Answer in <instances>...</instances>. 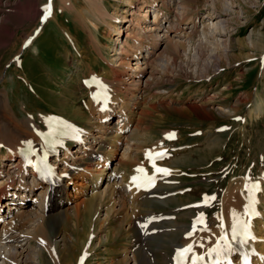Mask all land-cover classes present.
Masks as SVG:
<instances>
[{
	"label": "rangeland",
	"instance_id": "1",
	"mask_svg": "<svg viewBox=\"0 0 264 264\" xmlns=\"http://www.w3.org/2000/svg\"><path fill=\"white\" fill-rule=\"evenodd\" d=\"M100 1L0 0V210L16 198L7 197L19 182L11 167L26 146L57 142L51 162L63 172L79 131L89 133L90 151L119 145L104 167L119 177L116 202L80 209L91 199L84 187L94 160L85 155L61 209L51 208L44 185L24 192V215L0 214V236L28 240L18 264H141L140 249L154 264H171L199 220L219 224L231 183L264 177V0ZM95 89L108 96L112 120L103 121ZM257 102L263 111L251 116ZM120 113L130 128L115 141L106 125ZM160 166L170 173L157 175ZM31 181L30 171L21 182ZM1 247L0 264H15Z\"/></svg>",
	"mask_w": 264,
	"mask_h": 264
},
{
	"label": "bare ground",
	"instance_id": "2",
	"mask_svg": "<svg viewBox=\"0 0 264 264\" xmlns=\"http://www.w3.org/2000/svg\"><path fill=\"white\" fill-rule=\"evenodd\" d=\"M100 2H102V0ZM156 5H157V3L155 1V2H153V4L151 6L154 7ZM147 13H148V11H147ZM149 15L147 14V16H149ZM144 28L145 27H143V29ZM160 28H163L162 25H160ZM116 30H117V33L119 34L122 31V28L116 27ZM158 35L159 34H157L156 36H153V38L158 39ZM140 50L141 49L138 48V51H136V54L133 57L134 59H140V55L142 54V50L141 51ZM145 52H146V49H145ZM147 52H150V51L147 50ZM141 59H147V57L143 55V56H141ZM132 65L133 64L131 62V66ZM140 66H142V65H140ZM140 66H138L139 69H140ZM262 111H263V103L257 102L256 106H254L249 111V114L251 116L252 115L258 116V115H260V113H262ZM122 115H120V116H122ZM103 117H107V118L112 117V109L107 107V111H105L103 113ZM62 120L66 123L65 119H62ZM130 121H131V118L128 117L127 114L126 115L124 114L118 123L113 124L114 126L106 125V128L108 130H110L112 133L116 132V134H114L113 137L116 139L115 141H118V140H120V138L125 137V135H122L121 131H123L124 129H126V127H128L130 125ZM67 123H68V121H67ZM118 125L120 127H118ZM116 126H117V128H116ZM59 127H61V128L57 129L56 132H59V131L61 132L62 130L64 131L66 125L63 124V126H59ZM128 128H130V127H128ZM132 133H133V131H132ZM132 133H131V135H132ZM88 136H89V133L85 137L77 136L78 137V143L80 144V146L76 150L72 151V150H70V148L66 149L64 159L71 157L74 161L69 164V166H70L69 169H67V170L64 169L65 171L60 173V177H59L58 181L55 183H51V184H46L37 178L36 169H39V168L41 169L40 164H38L33 169L31 167V170H30L32 173V181L31 182H28V183L21 182V180L24 179V175L30 171L26 169L25 162L20 157L22 150L17 151L18 153H15L14 156L19 157L20 161H18V162H20V163L15 165L14 167H11V170L14 168L18 169L19 172L17 173V176L19 177V182L15 186H13V191H11V193H7V197H9L10 195L11 196L13 195V196H16V198L6 200L7 204L5 203L4 207L5 208L9 207V209H8V211H4V210L1 211L0 210L1 219L3 220L4 219L3 217L11 216L13 209L16 210L17 215L18 214L22 215L23 210L20 209V206H21V200L24 196L23 195L24 192L26 193L29 190L31 192H35L39 188H42L44 185L46 188V190L44 189V191H46L47 192L46 194L48 195V203H54V205H51V208L54 210L61 209L66 203H68V199H66V196H65L66 192H68L72 182L74 181V176L77 177L80 175L77 173V172H79V170L75 171V169L79 168L78 165H82L81 163L85 160V157H84L85 155L86 156L88 155L89 157H91L94 160V162H93L94 166H92V168L90 169L91 174L89 173L90 176L87 178V183L84 187L86 189L85 192H87L86 193L87 196L91 197V199L86 200L80 209L84 208L85 210H88V209L90 210V208H92L94 206V202L96 199H100L102 201L108 197L109 199L113 200V203L116 202V199H114L115 196L113 195V193L116 192L119 194V192H120L119 191L120 189H118L119 192L116 191V189H115L119 186V185H117L119 182V180H118L119 177H118V175H116L114 173H112L110 175H104V172H106L104 167H105V163L110 161L112 159V157L115 155V152L117 151L116 149L118 148L119 145H115V147L110 148L109 151H104V150H103V152H101L99 150L98 151H92V150L90 151L89 149L92 148V145L88 144V143H90ZM90 136L92 137L93 135L90 134ZM101 137L102 136L95 135L92 138H94V140H96L95 143L97 144L98 142L102 141ZM100 138H101V140H100ZM39 142H41V141H39ZM34 143H36V142H34ZM42 143H44V141H42ZM51 143H53V142H51ZM38 144H36V145H38ZM40 145H43V144H40ZM41 148H43V146ZM54 149H57L56 144H54L53 149H48L45 151V153L51 155L52 153H54ZM74 154H77V155L73 156ZM12 158H14V157H12ZM12 158L10 160H15ZM2 159L0 161V172H2V170H1L2 169L1 166L3 165ZM7 166H10V165H7ZM72 169H73V171H68V170H72ZM79 169H81V168H79ZM87 170H89V169H87ZM157 175L160 176L161 174L158 173ZM253 185H255L256 187H253ZM263 190H264V177H262L261 181H258V182H255V181L249 179V177H248L247 179L244 178L241 182H238L236 184L231 183L228 190L225 192V195L223 196L222 201H221V208H220L219 217H218L219 221H220L219 224L218 225L211 224L213 222H210L209 220H199L197 225L195 227H193L191 231L189 230V231L185 232L186 233L185 237H183L181 243L177 246L176 250H174V252L177 253L178 251L191 246V250L187 251V253H186L183 264H228L225 260V258L227 256H231L233 258L234 264H240L238 261H235L239 257V253L241 250L236 246V244L234 242L233 230H232L234 224L237 226V228H239V226L245 227V225H247V227H245V228H247L251 231L252 238L243 242V245H244L243 250H244V252H247L248 257H252V260H253L252 264H264V203H263L264 202V194L261 193ZM143 191L144 190H142L140 192H143ZM43 194H45V193H43ZM134 194H132V195H134ZM47 195H45V196L47 197ZM44 197H43V199H44ZM133 202H134V200H133ZM10 203H12V205H16V208L9 206ZM0 208H1V206H0ZM133 210H135V207ZM252 212H253V217L251 218ZM168 221L170 223L178 225V222H175L174 220H168ZM136 225H138V224H136ZM41 228L42 227H40V230H41ZM45 232H46V230L42 229V231H39V234L44 233V235H45ZM168 232H169V230H168ZM12 233L13 234H10L8 236L7 235L0 236V242H2L3 244H6V248L13 255L15 254V258H13V261L15 262V264H18L17 256L20 254L24 255V253L26 252L28 240L26 239V237L23 236L24 235L23 233H21L23 235H19L20 234L19 232H13L12 231ZM36 233H38V232H36ZM43 236H42V238H43ZM39 238L41 239V237H39ZM135 246H137V245H135ZM2 248L3 247H1L0 250H2ZM213 249H215V251H213ZM130 253L131 252L128 251L125 262H128L130 260V259H128ZM138 255H139V259L141 261V264H154L151 261V258L148 256V252L140 249ZM200 257H203V259H199ZM133 259H135L134 256H133ZM173 261H174V257L172 259V263H173ZM124 264H127V263H124Z\"/></svg>",
	"mask_w": 264,
	"mask_h": 264
},
{
	"label": "snow or ice",
	"instance_id": "3",
	"mask_svg": "<svg viewBox=\"0 0 264 264\" xmlns=\"http://www.w3.org/2000/svg\"><path fill=\"white\" fill-rule=\"evenodd\" d=\"M138 171H143V170L139 169ZM158 171H166V170L158 169ZM133 179H135V177ZM253 187H256V186L253 185ZM213 199H214V197H213ZM245 227H247V225H245ZM232 230H233V238H235V234H236V231H237V226L235 224L233 225V229ZM190 250H191V246H189L187 249L181 250L180 252H178V257H180L182 259L183 258V252L190 251ZM213 251H215V249H213ZM199 259H203V257H200Z\"/></svg>",
	"mask_w": 264,
	"mask_h": 264
}]
</instances>
